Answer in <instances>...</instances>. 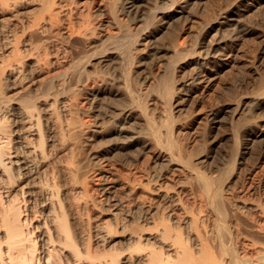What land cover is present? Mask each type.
Listing matches in <instances>:
<instances>
[{"label":"bare ground","instance_id":"1","mask_svg":"<svg viewBox=\"0 0 264 264\" xmlns=\"http://www.w3.org/2000/svg\"><path fill=\"white\" fill-rule=\"evenodd\" d=\"M0 264H264V0H0Z\"/></svg>","mask_w":264,"mask_h":264},{"label":"rangeland","instance_id":"2","mask_svg":"<svg viewBox=\"0 0 264 264\" xmlns=\"http://www.w3.org/2000/svg\"><path fill=\"white\" fill-rule=\"evenodd\" d=\"M83 1H85V0H83ZM255 28H258V26L256 25V26H254ZM110 30V28L109 27H107V26H105L103 29H102V32H108ZM180 43L181 44H183L182 43V41L180 40ZM195 55H192V56H190L189 58H192V57H194ZM182 62H184V61H181V62H179L180 64L182 63ZM198 112V111H197ZM200 112V111H199ZM198 112V113H199ZM257 178V179H256ZM255 178V180L257 181L258 180V177H256ZM233 191V190H232ZM236 191H239V190H234L233 192H236ZM216 215L214 214V213H212V217H215Z\"/></svg>","mask_w":264,"mask_h":264}]
</instances>
